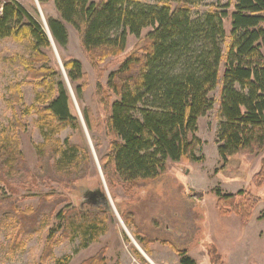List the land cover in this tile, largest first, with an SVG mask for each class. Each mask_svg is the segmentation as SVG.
<instances>
[{"label": "trees", "instance_id": "obj_1", "mask_svg": "<svg viewBox=\"0 0 264 264\" xmlns=\"http://www.w3.org/2000/svg\"><path fill=\"white\" fill-rule=\"evenodd\" d=\"M49 1L38 0L40 5ZM201 1L157 0V4L148 5L137 0H103L98 4L93 0H54L59 18L48 19L47 25L57 48L68 46L69 25L79 35L94 66L121 55L129 36L140 39L143 31L150 30L109 76L106 89L98 90L110 138L109 153L101 159L102 171L112 190L121 187L130 196L135 189L166 175L170 163H201L202 158L196 156L201 141L195 133L198 121L212 110L210 94L219 86H222L219 112L223 121L218 132V153L223 168L234 156L256 155L264 150V0H235L233 12L229 13L230 0L224 10L212 9L193 19L192 9ZM228 18L232 30L223 53ZM7 39L29 43V58L17 56L9 62L38 82H32L34 86L43 89L37 93L34 104L21 114L25 117L34 113L37 117L35 126L45 141L37 147L38 155L54 160L59 156L67 165L63 167L57 162L51 166L47 160L31 173L24 163L18 139V132H26L27 125L22 123V117L13 115L11 134L0 137V192L4 196L11 194L0 202V229L10 224L17 229L11 248L14 255L25 246L22 237L40 236L53 218L54 209L50 207L67 201L44 195L38 209L18 211L16 204L26 198L19 199L18 190L36 188L44 182L73 190L74 182L88 176L90 161L88 155L79 157L78 146L66 141L65 150L56 138L64 129L78 130L79 118L74 114L66 80L52 66L53 46L46 26L16 0L0 2V42ZM64 67L81 102L84 90L79 83L84 79L83 66L73 60ZM20 86H11L9 104L23 102ZM83 115L92 130L89 113L85 111ZM256 182L259 188L264 185V159ZM98 188L104 194L103 186ZM214 194L220 216L235 215L244 225L251 222L259 204L255 196L245 191L227 194L221 189H215ZM5 209L8 211L3 212ZM83 210L79 206L57 215L59 221L48 237L43 262L62 241L81 237L86 244L90 240L99 241L106 234L112 212L107 200L96 211ZM120 215L127 227L135 229L137 242L149 254V246L155 241L141 236L136 215L130 210H122ZM161 242L175 250L180 264H197L188 250L166 240ZM134 250L135 256L147 264ZM105 252L83 264H107Z\"/></svg>", "mask_w": 264, "mask_h": 264}, {"label": "rangeland", "instance_id": "obj_2", "mask_svg": "<svg viewBox=\"0 0 264 264\" xmlns=\"http://www.w3.org/2000/svg\"><path fill=\"white\" fill-rule=\"evenodd\" d=\"M6 1L0 0L1 3ZM16 1L35 15L44 25L48 19L59 18L54 0H50L45 5H40L41 12L35 0ZM101 1L103 0H93L96 4ZM137 1L148 5L157 4V0ZM234 1H231L229 13L233 12ZM229 3L230 0H202L199 5L192 9V17L198 19L212 9L224 10L223 8ZM67 29L69 43L65 49L57 48L58 56L63 66L73 60L81 62L84 79L79 85L83 84L84 91L80 102L76 98L73 86H71L77 101V107L74 100L72 105L74 114L78 116L80 122L78 130L64 129L56 138L61 141L65 150L68 149L66 141L71 145L78 146L80 158L88 155L90 161L89 174L86 178L74 182L75 188L73 190H68L57 183L48 182H44L43 185L36 188L28 187L18 190L17 197L19 199L26 197L16 204L18 211H25L28 208L38 209L40 197L44 195H52V200H61L59 198L63 197L67 201L64 200V202L50 207V209H54L53 218L46 224L40 236L22 237L25 246L14 255L11 254V248L17 236V229L14 230L12 224L7 225L6 228H1L0 264H58V261H64L65 264H83L99 255L103 250L106 251L107 264H141L134 256V249L138 250V248L133 240L143 250L134 236L136 231L124 223L126 231L115 211L111 212L107 223V232L99 237V241L90 240L83 244L81 237L73 241H62L52 248L51 257L45 262L42 261L50 232L59 221L56 218L57 215L61 211L79 206L84 209L83 211H96L102 202L95 205L85 195L100 186H103L104 190L107 189L120 217L122 210H130L136 215V223L143 237L152 239L155 234L151 232V228L153 230L157 228L158 244H156V248L160 259H164L166 251L171 250H165L162 247L161 241L166 240L178 248L191 250L190 256L197 264H264V185L259 188L256 182V176L262 167L264 150L256 155L234 156L223 168V162L218 153V132L223 121L219 112L222 86L217 87L210 94L213 108L198 121L195 136L201 141V144L196 150V156L199 159L202 158L203 161L188 164L170 163L166 175L153 183L135 189L134 194L127 196L121 187L112 190L105 177V185L101 179V159L109 153L110 138L107 136L105 128L106 111L98 96V90L99 88L106 89L109 76L119 69L127 55L136 49L137 44L141 43L140 40H143L150 30L143 31L140 39L129 36L126 49L121 55L106 58L94 66L90 56L84 52L77 32L69 25ZM231 30V20L228 18L225 20L226 38L222 45L223 53L230 43ZM30 54L31 48L28 42L17 43L11 39L0 42V137L3 134H11L9 126L13 115L17 114L21 118L25 108L34 104L37 93L43 91L42 88L34 86L38 82L29 79L28 74L23 69L16 68L9 62L10 59L17 56L29 58ZM50 58L52 66L56 67L60 75L66 80L60 61L53 49ZM221 71L223 72V68ZM55 78L57 79V77ZM32 82L36 84H32ZM12 85H21L22 103L9 104L8 101L12 96L10 91ZM85 111L90 115L92 130H89L86 125L83 115ZM36 119L34 113L22 117L21 121L27 125V131L18 132L20 151L27 168L31 173H34L43 167L47 160L50 161L51 166L60 162L63 167H66V163L62 162L59 156L55 160L50 157L48 159L39 157L37 147H41L45 141L35 126ZM43 174L45 175V172ZM215 189H221L223 193L227 194L245 191L255 196L259 204L251 222L244 225L235 215L220 216L216 209ZM185 193L189 198L186 197ZM10 195L7 193L4 196L0 192V202ZM7 211L5 209L3 212ZM0 219H2L1 216ZM173 223H176L178 229L183 228L182 230L185 231L182 232L183 237L179 235V231L170 229L173 228ZM168 227L170 228L168 229ZM144 253L147 255L145 251ZM148 258L150 259L148 264H160L154 257L149 256ZM212 259L215 263H212ZM167 264L175 263L169 261Z\"/></svg>", "mask_w": 264, "mask_h": 264}, {"label": "water", "instance_id": "obj_3", "mask_svg": "<svg viewBox=\"0 0 264 264\" xmlns=\"http://www.w3.org/2000/svg\"><path fill=\"white\" fill-rule=\"evenodd\" d=\"M35 1H36V3H37V6H38L39 11L41 12L40 4H39L38 0H35ZM45 26H46L47 31H48V34H49V36H50V39H51V42H52V46H53V50H54V52H55V54H56L57 59L60 61L59 56H58L57 46H56V44H55V42H54V40H53V38H52V36H51V34H50V32H49L47 22H45ZM59 63H60V66H61L62 71L64 72L65 79H66L67 84H68V86H69V89H70V92H71V94H72V98H73V100H74V103H75V105H76V107H77V101H76V98H75V96H74V93H73L72 87H71V85H70V82H69V80H68L67 74H66V72H65L64 66L62 65L61 61H60ZM80 117H81V116H80ZM84 127H85V130L87 131V128H86L85 124H84ZM100 175H101V179H102V181L104 182V185H105V179H104V175H103L101 169H100ZM105 188H106V186H105ZM103 195H104V196H103ZM85 196H86V198L89 199L90 202H92V203L95 204V205L98 204L99 202H103V201L107 200V202L109 203V206H110L111 210L116 212L117 216H118L119 219H120V222H121L122 226H123L124 229L126 230V226H125V224H124L122 218L119 216L117 210L115 209V206H114V204H113V202H112L111 197L109 196V194H108V192H107V189L104 190V194L102 193V190L98 188V189H96V190H94V191H92V192H88V193H86ZM104 197H105V198H104ZM126 231H127V230H126ZM133 242L135 243V245H136V247L138 248L139 252H140V253H141V254H142V255H143V256H144L149 262H150V259L148 258V256H147V255L144 253V251L138 246V244L135 242V240H133Z\"/></svg>", "mask_w": 264, "mask_h": 264}, {"label": "crops", "instance_id": "obj_4", "mask_svg": "<svg viewBox=\"0 0 264 264\" xmlns=\"http://www.w3.org/2000/svg\"><path fill=\"white\" fill-rule=\"evenodd\" d=\"M185 195H186V197H188V195H187V193H185ZM189 198V197H188ZM150 223V222H149ZM173 228H170V227H168V229L170 228V229H173V231H179L178 233H180L179 235L181 236V237H183L184 236V234H182V232L184 233L185 231H183L182 229L183 228H179L178 229V226H176V223H173V226H172ZM157 228H155L154 230H153V228H151V232L152 233H154L155 235H154V237H152V239H153V241H155L154 243H152L150 246H149V254H147L148 255V257L150 256V257H154L155 259H157V262L158 263H160V264H167L169 261L170 262H173V263H175V264H180V258H179V256L177 255V253L175 252V250L173 249V248H171L169 245H163L162 244V242H161V244H162V247L163 248H165V250H170V251H166L167 253H166V257H164V259H160V256H158V253L159 252H157V248H156V244H158L157 243V239L158 238H156V233H157ZM141 236H143V235H141ZM186 250H188V252H189V255H190V253L192 252L191 250H189V249H186ZM138 251V250H137ZM139 252V251H138ZM140 253V252H139ZM141 254V253H140ZM135 256V255H134ZM141 256L146 260V262H147V264L149 263L148 262V260L141 254ZM135 258L137 259V261H139L141 264H144L137 256H135ZM193 258V257H192Z\"/></svg>", "mask_w": 264, "mask_h": 264}]
</instances>
